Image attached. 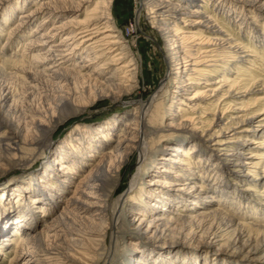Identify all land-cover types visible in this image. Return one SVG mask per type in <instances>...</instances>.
<instances>
[{
    "label": "bare ground",
    "instance_id": "bare-ground-1",
    "mask_svg": "<svg viewBox=\"0 0 264 264\" xmlns=\"http://www.w3.org/2000/svg\"><path fill=\"white\" fill-rule=\"evenodd\" d=\"M138 1L137 29L146 12L165 45V82L50 148L61 118L139 89L141 55L116 26L114 0H0V59L13 67L0 66V171L46 156L0 189V264H197L205 240L221 243L227 264L239 252L264 263V207L252 202L264 193V94L238 79L244 64L264 62V33L254 32L264 0ZM132 158L137 173L115 199Z\"/></svg>",
    "mask_w": 264,
    "mask_h": 264
},
{
    "label": "rangeland",
    "instance_id": "rangeland-1",
    "mask_svg": "<svg viewBox=\"0 0 264 264\" xmlns=\"http://www.w3.org/2000/svg\"><path fill=\"white\" fill-rule=\"evenodd\" d=\"M196 4L199 5V3H196ZM140 6H141V3L138 0H114L113 6H112V13L115 18L116 26L119 32L127 40L131 41V50L135 54L139 53V55H141L142 61L140 64L143 68V72L139 76V83H140L139 89L131 94L123 96V98H121L117 102L112 101L110 99H98L95 102L88 105L87 107H85L80 113L68 116L66 118H61L60 121L56 124L52 137L49 139L48 145L50 146V148H53L57 146L58 144H60L61 142H63V139L66 136V134L70 132V130L74 128L75 125L77 124L98 125V124H102L110 120L111 118L117 117L123 114L124 112L129 111V109L131 108L130 103L134 101L148 100L151 96H153L157 92L161 82L163 81L165 82V76H166V70H167V66H166L165 59H164V53H163V49L165 45L162 39L160 38L159 34H157L154 31V29H152V27L150 26L146 12L141 13L142 30L137 29L138 27L136 26V16H137L138 11L141 10ZM210 6L211 5L208 4V8ZM5 12H7V9ZM205 12H207L206 9H205ZM218 17H219V20L222 21V27H227V28H223V30L224 31L226 30L227 32L226 34L228 36L240 38V40L241 39L243 40V33L239 27L232 25L231 23H228L226 17L223 15L222 16L218 15ZM255 24L259 25L260 27L256 28L257 30L254 32L258 36H259V33H264L263 23L258 22ZM132 27H135V29L132 30ZM237 31L239 32V34L233 35ZM0 33H1V38H0V51H1V49L4 47V43L7 38V32H4V33L0 32ZM59 39L60 38H58V40ZM245 44L247 45L248 42L245 41ZM16 48L17 46H14L13 49H16ZM259 51L264 52V50L262 51L261 49H259ZM263 65H264V62H262V64L261 63L256 64L254 65V67H249L250 66L249 64L248 65L244 64L242 66V69L244 72H242L241 76H239L238 78L240 81L239 82L240 85L243 87L245 85V87L248 89L255 88V89L261 90L262 95H263L264 94V66ZM0 66H2L7 73L12 72L11 68L13 67L10 61H3L2 59H0ZM248 72L250 73V75ZM3 81L4 83H6L7 80L0 77V86L3 84ZM168 90L169 91L172 90L171 84L168 85ZM45 157L46 156H43L42 158H40L38 162L36 161L37 163H34L35 165L31 169H24L22 167L18 168V167H13V166H8L7 168L3 167L2 169L3 172L0 171V189L9 183H12L19 176L21 177L26 172L29 175L33 172L40 170L42 166L44 165ZM262 169H264V159H262L261 162L259 163V170L261 171ZM137 170L138 169L136 165V160L134 158L126 162L124 169L122 171L121 179L114 187L113 194H112L113 198L116 199L117 197L120 196L121 193H123L128 188L131 182V179L134 176V174L137 173ZM248 175L250 174L248 173ZM261 181L263 182L264 180H260L258 182H261ZM229 182H233V181L230 180ZM248 187L249 186L245 184L241 185L242 189L246 188V190H248L249 192L250 188ZM261 191L262 189L260 188L257 189V193L255 196L256 201H252V202L259 203L261 201L260 204L261 203L262 204L261 205L256 204V206L264 207V193H261ZM132 239L133 238L126 239L125 240L126 244L129 245V242L133 241ZM170 239L171 238H168V237L162 238V240L165 242L170 241ZM157 242L158 244H161L158 240ZM195 242L197 244V241ZM206 242H209V241L205 240V242L204 241L198 242V247L193 248V251H195L197 255H199L198 257H196L198 261H200L199 263L197 262V264H203L201 260L206 254L210 260L212 261L214 260V263L212 264H222V262L227 264L228 259L226 257L229 255L224 252L223 254L222 252L221 253L215 252V249H217L221 243L215 241V246L213 250H211L209 249L208 246H205L207 244ZM144 243L146 244L147 241L145 240L141 242L140 244H144ZM173 248L176 250L177 249L180 250V252H183V250L185 249V247L179 248L178 246H173ZM244 256L246 255L239 252L238 254H235L232 257V259L234 262L240 263V264H244V263L264 264L262 261L261 262L257 261L255 263H251V260L248 262L243 261V259H247ZM2 258L4 260H8L9 254L5 255ZM223 259L224 261H222ZM176 262L177 264H194L192 260L188 259L186 261H183L182 258H178ZM208 264H210V261L208 262Z\"/></svg>",
    "mask_w": 264,
    "mask_h": 264
}]
</instances>
